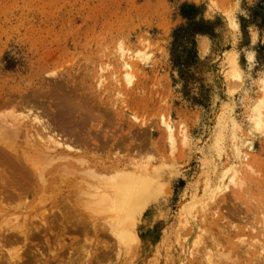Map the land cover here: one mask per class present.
Here are the masks:
<instances>
[{
	"label": "rangeland",
	"instance_id": "1",
	"mask_svg": "<svg viewBox=\"0 0 264 264\" xmlns=\"http://www.w3.org/2000/svg\"><path fill=\"white\" fill-rule=\"evenodd\" d=\"M263 80L264 0H0V150L36 170L0 232L38 229L0 264H264ZM127 179L149 193L119 237L78 197Z\"/></svg>",
	"mask_w": 264,
	"mask_h": 264
},
{
	"label": "bare ground",
	"instance_id": "2",
	"mask_svg": "<svg viewBox=\"0 0 264 264\" xmlns=\"http://www.w3.org/2000/svg\"><path fill=\"white\" fill-rule=\"evenodd\" d=\"M125 78L129 81L130 80V78H129V75L128 74H126L125 75ZM101 83V82H100ZM263 85H264V80H263ZM256 111H257V116H256V127L258 128V127H262V125H261V121L263 120V116H262V114L260 113V111H259V109H256ZM62 116V115H61ZM31 117V116H30ZM38 119V118H37ZM72 119V118H71ZM32 120V119H31ZM33 120H34V118H33ZM40 120V119H39ZM17 122V121H16ZM32 122V121H31ZM42 122V121H41ZM59 122V121H58ZM34 123V122H33ZM43 123V122H42ZM44 123H46V122H44ZM44 123L43 124H41L40 122H39V124H41V125H44ZM16 124H19V123H16ZM24 124V123H23ZM36 124V123H35ZM63 124V123H62ZM164 124V123H163ZM25 125V124H24ZM27 125V124H26ZM30 125V124H29ZM40 125V126H41ZM50 125V124H49ZM54 125V124H53ZM72 125V124H71ZM11 126H13V125H11ZM20 126V125H19ZM19 126H18V128H19ZM39 126V127H40ZM48 125H46L45 127H47ZM7 127H8V125H7ZM14 127H15V125H14ZM31 127V126H30ZM21 128V127H20ZM25 128V127H24ZM23 127H22V129L21 130H23L24 129ZM42 128H44L43 126H42ZM48 128V127H47ZM47 128H46V130H47ZM9 129V128H8ZM15 129H17V128H15ZM36 129V127L34 128V130ZM65 129H66V127H65ZM65 129H64V132L67 134V136L69 135L70 137H72V135L73 134H71V133H69L68 131H65ZM167 129H168V131H169V133H170V137H171V133H172V129H171V127H169V126H167ZM26 130V133H30V132H27V129H25ZM37 130H38V128H37ZM36 130V131H37ZM42 130H44V132H45V129H42ZM41 130V131H42ZM60 130V129H59ZM33 131V130H32ZM40 131V130H39ZM63 131V129L60 131V132H62ZM12 132V133H11ZM10 133L11 134H13V132H15V131H11ZM25 132V131H24ZM19 133V132H18ZM25 133V134H26ZM32 133V132H31ZM41 133V132H40ZM49 133H52V135L54 134L53 132H51V131H49ZM23 134V133H22ZM57 134H58V132H57ZM66 134H64V135H66ZM14 135V134H13ZM27 135V134H26ZM30 135H32V134H30ZM55 135V134H54ZM14 136H18V135H14ZM24 136V135H23ZM50 136V135H49ZM59 136V135H58ZM57 135H56V137H58ZM40 137H43L44 138V136H40ZM46 137V136H45ZM52 137V136H51ZM50 137V138H51ZM62 137H64V136H62ZM62 137H61V139H62ZM77 137V136H76ZM25 138V137H24ZM49 138V140H48V138H47V140L45 139V141H47V142H43L42 143V141H43V139H42V141H38V142H40V143H42L41 145H38V146H35L34 148H32V149H35V151H32V149H31V151H30V155H29V157H31V159H35V157H34V155H36V160H37V157L38 156H40V159H39V157H38V160H41V161H39V162H42V159L41 158H44V156L46 155H44V154H42V156L41 155H39L40 153H38V154H36L35 152H40V150L42 149V150H44L45 148H47L48 146H55L54 147V149H53V151L55 152L56 150H55V148L56 147H61V146H63L62 144H63V142H62V140H61V142H62V144H61V142H58V140L59 139H54V138H52V139H50ZM65 138H67V137H65ZM78 139H79V137H77ZM172 138V137H171ZM30 139V138H29ZM7 141L8 139H4L3 141ZM15 140V139H14ZM34 140V139H33ZM1 141V140H0ZM4 142L5 143V145H7V142ZM28 141H30V140H28ZM75 141V140H74ZM83 141H85L84 139H83ZM10 142V141H9ZM34 142V141H33ZM12 143V142H11ZM15 143V142H14ZM35 143V142H34ZM9 144V143H8ZM65 144V143H64ZM69 144V143H68ZM67 144V145H68ZM34 145H36V144H33V146ZM0 146H2V143H1V145ZM9 145H7V147H8ZM69 146V145H68ZM172 146V145H171ZM2 147H4V146H2ZM6 147V151H7V149L8 148H11V146L10 147H8L7 148ZM25 147V146H24ZM36 147H38V148H41V149H37ZM71 147V146H70ZM49 148V147H48ZM73 148V147H72ZM82 148V147H81ZM61 149V148H60ZM73 149H75V148H73ZM12 150V149H11ZM11 150H8L9 151V153L7 152H5L4 150H3V148H2V150H0V219L2 220V221H5V220H3V218L5 217V216H7L8 215V213H10V212H12V211H14V210H18L19 209V207L21 206V204H22V202H21V200L23 199V196H26L27 194H28V192H29V188H31V186H29L28 185V181H30V179L31 180H33V177H34V175H35V172H36V170L35 169H33V170H28L27 168L25 169L23 166H22V161H21V158H19L17 155L15 156V155H13V154H11ZM18 150V149H17ZM29 150V149H28ZM47 150V149H46ZM67 150V149H66ZM70 150V149H69ZM23 151V150H22ZM26 151V150H25ZM51 153H53L51 150H49ZM74 151V150H73ZM72 151V152H73ZM75 151H76V149H75ZM42 152V151H41ZM44 153L46 152V151H43ZM68 152V151H67ZM71 152V151H70ZM24 153H26V152H24ZM28 154H29V152H27ZM31 153H33V157L31 156L32 154ZM23 154V153H22ZM27 154V155H28ZM24 155H26V154H24ZM26 155V158L28 157ZM38 155V156H37ZM54 155V154H53ZM28 157V158H29ZM63 157H65V156H63ZM67 157V156H66ZM59 158V157H58ZM78 158V157H77ZM61 159V158H60ZM76 159V158H75ZM34 161V160H33ZM44 161V160H43ZM46 161H47V159H46ZM45 161V162H46ZM32 162V161H31ZM29 163H30V161H29ZM34 162H32V164H33ZM31 164V163H30ZM42 164H43V162H42ZM41 164V165H42ZM79 164V163H78ZM34 165H35V163H34ZM87 167V166H86ZM28 168H31V166H29ZM35 168V167H34ZM65 168V167H64ZM63 169V168H62ZM67 170V169H66ZM87 170V169H86ZM90 170V169H89ZM89 170H87V172L89 171ZM84 171V170H83ZM83 171H82V173H83ZM57 172H59V171H57ZM69 172H70V170H69ZM63 173V172H62ZM73 173V172H72ZM79 173V172H78ZM68 174V173H67ZM88 174H89V172H88ZM38 175H39V178L40 179H43V176H42V174L40 175L39 173H38ZM38 175H37V177H38ZM78 175H80V174H78ZM93 175V174H92ZM97 175H99V174H97ZM84 176H86L85 174H83L81 177H84ZM89 176V175H88ZM94 176V175H93ZM42 177V178H41ZM87 177V176H86ZM58 178V177H57ZM131 179H132V177H131ZM131 179H127V180H125V181H120L121 183L119 184V186L116 188V193H115V197H114V199H111L110 198V193H109V197H105V196H103V197H105L106 199H102V193L103 192H101V197H96V196H98V194L95 192V191H88V192H86L84 189V192H82V195L81 196H79L78 198L81 200V201H83V199H82V197L84 198V196L86 197V198H92V200L94 199L95 200V204H97L98 203V205H96L97 207H95L98 211L99 210H101V206H102V204H105V206H107V207H109V210L113 213L114 211L116 212V211H125V214L126 215H121L120 217H119V220H118V224L116 225L117 226V231H118V235H119V237H124V235H125V232H124V229H122L121 230V228L122 227H124L125 226V224H129L128 225V227L130 226V224H132V222L130 221V218H129V212H133V208H134V206H135V204L137 203V202H139V203H144L146 200H147V194L149 193V187H148V182L147 181H145V180H134V181H132ZM97 180V179H96ZM227 180V179H226ZM31 183V182H30ZM29 183V184H30ZM84 183V182H83ZM42 184H44V183H42ZM93 184H91V186H92ZM42 186V185H41ZM54 186V185H53ZM80 186H82V185H80ZM29 187V188H28ZM83 187V186H82ZM238 187V186H237ZM58 188V187H57ZM86 188H88L87 187V185H86ZM90 188V187H89ZM240 188V187H239ZM75 193V192H74ZM76 194V193H75ZM79 194V193H78ZM104 195V194H103ZM39 197V196H38ZM47 197V196H46ZM75 197V196H74ZM41 198V197H40ZM71 198V197H70ZM69 198V199H70ZM77 197H75V199H76ZM78 198H77V200H78ZM52 199V198H51ZM73 199V198H72ZM246 199V198H245ZM47 200V199H46ZM93 200V201H94ZM69 201V200H68ZM86 201V200H85ZM62 202V201H61ZM60 202V203H61ZM72 202H73V200H72ZM76 202V201H75ZM87 202V201H86ZM77 203H78V205L80 204L78 201H77ZM44 204V203H43ZM68 205L69 204H71V203H67ZM83 202L81 203V209L82 210H85V209H83L82 208V206H83ZM252 204V203H251ZM62 205V204H61ZM88 204H85L84 205V208H88V206H87ZM75 205H73V207H74ZM252 206V205H251ZM23 207V206H22ZM79 208H80V205L78 206ZM30 209V208H29ZM75 209V208H74ZM73 209V210H74ZM80 209V210H81ZM263 209V208H262ZM79 210V209H78ZM88 209H86V211H87ZM92 210H93V207H92ZM64 211V210H63ZM66 211V210H65ZM97 211V212H98ZM109 211V212H110ZM56 212H58L57 210H56ZM68 212H70V211H68ZM100 212V211H99ZM115 212L113 213V214H115ZM13 214V212L10 214V215H12ZM16 214V213H15ZM14 214V215H15ZM59 214V213H58ZM99 215V214H98ZM104 215V214H103ZM107 215V214H106ZM17 216V215H16ZM40 216H42L41 214H40ZM58 216H60V215H58ZM109 216H110V213H109ZM12 217V216H11ZM56 217H57V214H56ZM61 217V216H60ZM92 217V216H91ZM131 217V216H130ZM264 217V216H263ZM6 218V217H5ZM4 218V219H5ZM43 218V216L41 217V219L39 220L40 222H41V225L42 226H44L45 228L47 227L48 228V225H47V223L44 221V219H42ZM94 218V217H93ZM114 218V217H113ZM82 219H83V217H82ZM86 219V218H85ZM0 220V229L2 228V221ZM9 220H11V219H9ZM8 220V223L7 222H5L4 224L6 225V228H7V225L8 224H11V222ZM58 220V219H57ZM56 220V222H58ZM78 220V219H77ZM81 220V219H80ZM115 220H117V219H115ZM114 219H113V221H115ZM12 221H14V219L12 218ZM32 221V220H31ZM75 221V220H74ZM79 221V220H78ZM10 222V223H9ZM38 222V221H37ZM86 222V221H85ZM131 222V223H130ZM16 223V222H15ZM2 224V225H1ZM55 224V223H54ZM114 224H115V222H114ZM263 225H264V219H263ZM106 226V225H105ZM9 227V226H8ZM14 227V226H13ZM33 225H32V223H25L24 225H21V226H19V227H16V229H12V228H10V229H7V231L4 233V232H0V242H4V243H6L7 244V246H9V245H18V244H24V245H26L27 243H29L30 242V240H32V238H34V234H36V233H34V231L35 230H38L37 229V227L36 228H34V230H33ZM38 227H39V224H38ZM127 227V228H128ZM41 228V227H40ZM113 228V227H112ZM114 228V229H115ZM126 228V227H125ZM42 229V228H41ZM50 229V228H49ZM129 229H131L130 227L128 228V231H129ZM75 230V229H74ZM103 230V229H102ZM55 231V230H54ZM109 231V230H108ZM115 231V230H114ZM36 232V231H35ZM50 237V236H49ZM51 238V237H50ZM49 238V239H50ZM261 238V237H260ZM52 242V241H51ZM54 244V243H53ZM30 245V244H29ZM2 247V246H1ZM12 247V246H11ZM10 249V248H9ZM18 250V249H17ZM16 250V251H17ZM36 250V249H35ZM245 250V249H244ZM32 251V250H31ZM23 252V251H22ZM40 252V251H39ZM25 253V252H24ZM23 253V254H24ZM50 253V252H49ZM199 253H200V251H199ZM238 253V252H237ZM28 254V253H27ZM26 254V255H27ZM16 255V254H15ZM40 255V254H39ZM44 255V254H43ZM247 255V254H246ZM24 256H25V254H24ZM35 256V255H34ZM199 256V255H198ZM6 257H9V256H6ZM28 257H29V255H28ZM37 258V257H36ZM36 258H34L33 257V259H36ZM41 258V257H40ZM2 259V258H1ZM10 259V258H9ZM8 259V260H9ZM15 259V258H14ZM27 259V258H26ZM25 259V260H26ZM32 259V258H31ZM32 259V260H33ZM210 259V258H209ZM11 260V259H10ZM17 260H18V258H17ZM31 260V261H32ZM39 260V259H38ZM41 260V259H40ZM262 260H264L263 259V257H262ZM36 261V260H35ZM70 261V260H69ZM72 261V260H71ZM213 261V260H212ZM215 261V260H214ZM19 262H20V260H19ZM97 262V261H96ZM1 263V262H0ZM8 263H10L9 261H8ZM13 262H11V264H12ZM55 263V262H54ZM64 263V262H63ZM212 264H213V262H211ZM261 263V262H260ZM263 263V262H262ZM16 264V263H15ZM20 264H30L29 263V261L27 260L26 262L24 261V262H20ZM32 264V263H31ZM36 264V263H35ZM38 264V263H37ZM68 264V263H67ZM69 264H70V262H69Z\"/></svg>",
	"mask_w": 264,
	"mask_h": 264
},
{
	"label": "snow or ice",
	"instance_id": "3",
	"mask_svg": "<svg viewBox=\"0 0 264 264\" xmlns=\"http://www.w3.org/2000/svg\"><path fill=\"white\" fill-rule=\"evenodd\" d=\"M261 104H264V101H261Z\"/></svg>",
	"mask_w": 264,
	"mask_h": 264
}]
</instances>
